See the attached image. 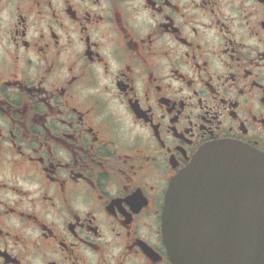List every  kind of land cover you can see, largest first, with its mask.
<instances>
[{"label": "flooded vegetation", "instance_id": "1", "mask_svg": "<svg viewBox=\"0 0 264 264\" xmlns=\"http://www.w3.org/2000/svg\"><path fill=\"white\" fill-rule=\"evenodd\" d=\"M219 141L264 153V0H0V264H178L166 193Z\"/></svg>", "mask_w": 264, "mask_h": 264}, {"label": "water", "instance_id": "2", "mask_svg": "<svg viewBox=\"0 0 264 264\" xmlns=\"http://www.w3.org/2000/svg\"><path fill=\"white\" fill-rule=\"evenodd\" d=\"M219 211L235 218L225 239ZM164 230L178 264H250L264 239V154L231 141L200 150L169 184Z\"/></svg>", "mask_w": 264, "mask_h": 264}]
</instances>
